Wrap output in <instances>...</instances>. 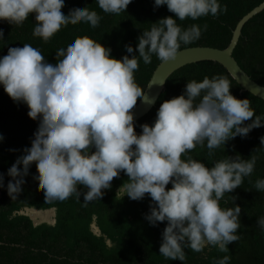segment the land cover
I'll list each match as a JSON object with an SVG mask.
<instances>
[{"label": "clouds", "instance_id": "clouds-1", "mask_svg": "<svg viewBox=\"0 0 264 264\" xmlns=\"http://www.w3.org/2000/svg\"><path fill=\"white\" fill-rule=\"evenodd\" d=\"M96 3L104 13L118 15L131 0ZM161 5L175 18L163 17L143 31L137 37V54L125 45L131 57H111L109 47L88 36L57 49L55 63H48L39 49L27 43L9 47L0 57V86L14 103L27 106L29 118L38 120L31 146L7 169L11 179L6 190L16 198L35 162L46 202L70 196L80 200L83 194L82 203L87 205L100 200L102 190L110 189L113 178L123 171L128 179L117 192L131 200L148 194L151 203L144 218L152 226L167 222L160 255L183 262L185 249L202 252L215 246L227 253L228 245L239 239L240 206L223 209L219 201L241 185L256 163L254 156L243 159L237 154L207 167L187 152L201 145L211 153L237 135L244 137L264 126V117L252 119L249 99L233 96L229 79L213 75L187 81L181 95L160 104L151 126L140 124L139 135L134 131L130 110L138 98L149 102L134 81L138 60L148 64L153 55L162 63L175 60L181 43L198 40L202 31L197 24L182 29L177 20L215 17L227 10L219 0H154V8ZM63 7L64 0H0V21L20 26L31 14L36 22L33 36L47 42L69 23L82 21L95 28L101 19L87 7L76 5L67 14ZM3 36L0 29V40ZM260 143L264 146V136ZM169 183L172 186L166 190ZM254 186L264 191V179H257ZM0 187H4L3 174ZM256 223L264 231V216ZM229 260L225 255L215 264Z\"/></svg>", "mask_w": 264, "mask_h": 264}, {"label": "trees", "instance_id": "trees-1", "mask_svg": "<svg viewBox=\"0 0 264 264\" xmlns=\"http://www.w3.org/2000/svg\"><path fill=\"white\" fill-rule=\"evenodd\" d=\"M226 6V11L213 17L207 15L191 20H177L185 29L192 24L201 27L198 40L180 45V50L193 47L226 49L232 39L238 22L259 6L264 0H219ZM76 5L96 11L101 17L98 26L77 21L62 26L47 42L33 36L34 17L30 14L20 25L15 26L0 21L3 40H0V57L7 54L9 47H23L30 44L40 50L48 63H55V52L67 46L70 40L88 36L111 49L110 56L120 59L126 52L125 45H131L135 52L137 37L145 30H150L152 23L175 14L165 5L154 8V0H131L126 10L120 14L104 13L96 0H64L61 11L67 14ZM204 25L207 28L204 29ZM233 57L244 72L256 83L264 87V11L251 19L243 28ZM155 55L145 64L138 60V69L134 71L135 83L145 92L146 87L161 64ZM223 75L230 81L233 96L248 98L254 116L264 117V101L244 92L225 68L214 62H200L185 66L175 72L167 81L164 92L156 106L142 119L134 122V131L141 133L140 124L150 126L155 120L160 104L182 94L187 81H201L204 76ZM141 98L137 99V103ZM28 108L23 103H14L0 86V174L4 175V187H0V264H215L225 255L230 257L228 264H264V231L257 225L258 217L264 216V191L255 188L257 179H264V146L260 137L264 136V126L253 128L246 136L237 135L228 140L224 147L211 150L197 145L187 152V156L199 160L207 167L226 156L240 155L243 159L256 157L253 172L243 178L239 187L231 193H225L219 201L223 209L239 205L240 227L236 235L239 239L228 245L227 253L220 252L215 246L206 247L202 252L185 249V260H169L159 253L161 233L166 221L152 226L144 218L149 212L151 198L148 194L140 200H131L119 187L128 177L121 171L111 181V188L102 190L100 200L84 205L83 194L80 200L70 196L64 201H45L44 189L39 185L36 163L29 168L21 191L12 199L6 190L11 177L7 169L15 162L22 150L31 146L33 133L38 127V120L27 115ZM251 119L244 123H250ZM94 150V149H93ZM184 155L181 159H185ZM19 167V166H18ZM172 185H166V190ZM80 187V186H78ZM86 191V189H81ZM235 197V200L232 198ZM24 209L40 211L55 210V224L35 225L20 212ZM96 225L100 232H93Z\"/></svg>", "mask_w": 264, "mask_h": 264}, {"label": "water", "instance_id": "water-1", "mask_svg": "<svg viewBox=\"0 0 264 264\" xmlns=\"http://www.w3.org/2000/svg\"><path fill=\"white\" fill-rule=\"evenodd\" d=\"M263 11L264 2L238 22L233 31L231 42L226 49L220 50L210 47L186 48L179 51L175 60L161 63L154 71L148 83V85L151 83V87L147 85L145 90L146 99L149 102L151 101V103L140 99L137 105L130 110L134 115V122L145 117L156 106L157 101L165 90L167 81L175 72L185 66L206 61L221 65L227 70L237 84H239L244 92L250 93L256 98L264 101V87L253 81L244 70H242L233 57L234 50L239 42L244 26ZM136 133L138 135L140 134L139 132Z\"/></svg>", "mask_w": 264, "mask_h": 264}, {"label": "rangeland", "instance_id": "rangeland-1", "mask_svg": "<svg viewBox=\"0 0 264 264\" xmlns=\"http://www.w3.org/2000/svg\"><path fill=\"white\" fill-rule=\"evenodd\" d=\"M20 214L29 217L35 225H40L43 223H47L50 225L55 224V210L40 211L35 209H24L20 212ZM92 229L93 232L99 235L98 229L95 224H93Z\"/></svg>", "mask_w": 264, "mask_h": 264}, {"label": "flooded vegetation", "instance_id": "flooded-vegetation-1", "mask_svg": "<svg viewBox=\"0 0 264 264\" xmlns=\"http://www.w3.org/2000/svg\"><path fill=\"white\" fill-rule=\"evenodd\" d=\"M53 210V209H52ZM95 233V232H94ZM96 234V233H95Z\"/></svg>", "mask_w": 264, "mask_h": 264}]
</instances>
